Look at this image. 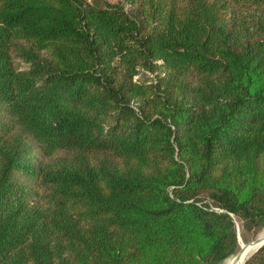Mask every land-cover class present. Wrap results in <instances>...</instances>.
Returning a JSON list of instances; mask_svg holds the SVG:
<instances>
[{
    "label": "trees",
    "instance_id": "16d2710c",
    "mask_svg": "<svg viewBox=\"0 0 264 264\" xmlns=\"http://www.w3.org/2000/svg\"><path fill=\"white\" fill-rule=\"evenodd\" d=\"M232 215L264 226V0H0V264H217Z\"/></svg>",
    "mask_w": 264,
    "mask_h": 264
},
{
    "label": "rangeland",
    "instance_id": "374dc122",
    "mask_svg": "<svg viewBox=\"0 0 264 264\" xmlns=\"http://www.w3.org/2000/svg\"><path fill=\"white\" fill-rule=\"evenodd\" d=\"M105 1H107V2H115L116 0H105ZM232 217H233L234 223H235L236 237H237V242H238L239 249L245 243L251 242L257 236H260V235H263L264 234V226H262L259 229H256V228H247V227H245L243 225V222H242V220L239 217L234 216V215H232ZM257 247H258V245L251 249L252 251H250V254H248L247 258L252 257V255L257 251V250L255 251V249ZM236 258L237 257H236V253H235L232 256H230V257H228V258H226V259L218 262L217 264H233V262H234V260Z\"/></svg>",
    "mask_w": 264,
    "mask_h": 264
},
{
    "label": "water",
    "instance_id": "95a60500",
    "mask_svg": "<svg viewBox=\"0 0 264 264\" xmlns=\"http://www.w3.org/2000/svg\"><path fill=\"white\" fill-rule=\"evenodd\" d=\"M263 244H264V234L263 235H260V236H257L251 242L245 243L243 246H241V248L236 253V257L239 256L240 254H242L244 251L250 249L251 247H253L255 245H258V247L255 249V251H256ZM244 262H243V264H244Z\"/></svg>",
    "mask_w": 264,
    "mask_h": 264
},
{
    "label": "bare ground",
    "instance_id": "6f19581e",
    "mask_svg": "<svg viewBox=\"0 0 264 264\" xmlns=\"http://www.w3.org/2000/svg\"><path fill=\"white\" fill-rule=\"evenodd\" d=\"M257 246V245H255ZM255 246L251 247L250 249L244 251L242 254L237 256V258L234 260L233 264H243V262L247 259L248 254H250L251 249ZM232 262V261H231Z\"/></svg>",
    "mask_w": 264,
    "mask_h": 264
}]
</instances>
